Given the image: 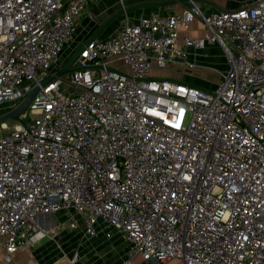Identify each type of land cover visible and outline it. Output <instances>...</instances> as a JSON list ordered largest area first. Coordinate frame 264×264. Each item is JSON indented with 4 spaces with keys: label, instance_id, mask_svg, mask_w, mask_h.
I'll return each instance as SVG.
<instances>
[{
    "label": "built area",
    "instance_id": "1",
    "mask_svg": "<svg viewBox=\"0 0 264 264\" xmlns=\"http://www.w3.org/2000/svg\"><path fill=\"white\" fill-rule=\"evenodd\" d=\"M102 1L0 0V116L39 89L12 130L0 124L6 261L65 213L89 237L120 231L123 264H264V0L126 13L112 35L78 40ZM196 19L205 35L180 37ZM209 46L229 65L213 88L153 74L195 68Z\"/></svg>",
    "mask_w": 264,
    "mask_h": 264
},
{
    "label": "rangeland",
    "instance_id": "2",
    "mask_svg": "<svg viewBox=\"0 0 264 264\" xmlns=\"http://www.w3.org/2000/svg\"><path fill=\"white\" fill-rule=\"evenodd\" d=\"M144 1L145 0H124V3L127 7L126 11L120 8L119 2L117 0L99 2L94 7L96 14L95 20H91L87 16H83L81 21H79L77 39L81 40L85 37H93V35H95L99 30L101 32L97 38L110 36L113 30L119 27L124 18L123 16H125L127 12L130 17L134 18V12L141 9L140 7H135L128 10V8L139 6L140 4H143ZM239 1L241 0H212V4L215 6L216 10H230L236 8V5H238ZM138 2L139 4H137ZM133 3L135 4L133 5ZM107 11H111V14L107 15ZM99 14L104 16H99ZM105 14L107 16H105ZM75 46L76 43H73L65 50V52L62 54L61 61L67 57L69 51L75 48ZM199 60L203 63H201ZM195 68H189L186 70L180 69L179 72L184 73L189 71L195 75L202 76L206 81L204 87L209 89L213 88L217 84V82L220 80L221 74H223L229 68V65L224 53L218 46H209L203 50L198 49V70ZM156 74L164 79L183 82L179 75H176L175 73L168 74L166 72H161ZM8 107V104L2 105L0 113ZM6 124L7 128L4 130V132H9L12 130L13 126L16 125L15 121L13 120L7 122ZM48 217L50 216H45L44 218ZM52 217L55 219V225H65V229L62 232H58V234L56 233L51 235V239L57 236L56 239H52L54 240L53 242L46 239L37 245V247L36 245L27 247L30 249V261H36L35 264H54L59 260L67 259L69 262H74V264H98L99 253H101L108 258L107 264H118L114 250L108 249L106 247V239H103V237H98L99 242L97 243L99 244L100 249L98 250L99 253L97 251L95 252L94 249L91 248V245L87 242V238L84 235L81 227L75 230L68 229L69 214H61L60 216L54 215ZM88 240L91 239L89 238ZM114 241L115 240L111 239L110 242ZM128 247H130L129 244ZM119 253L120 251H117V255H119ZM2 261H6L4 254H1L0 262ZM22 261L23 260L20 261V257L15 258L13 256L11 261H6V263L24 264V261Z\"/></svg>",
    "mask_w": 264,
    "mask_h": 264
},
{
    "label": "crops",
    "instance_id": "3",
    "mask_svg": "<svg viewBox=\"0 0 264 264\" xmlns=\"http://www.w3.org/2000/svg\"><path fill=\"white\" fill-rule=\"evenodd\" d=\"M190 1L191 0H145L143 2V4H140L139 6L130 7V8H128V10L133 9L135 7H140L141 9H139V10L134 12V18H133V19H139V18L150 16L152 14L164 13V12H168V11H171V10H182L183 8L187 7L190 4ZM195 1L197 2V4H199L201 6L203 11H205L206 13H210L212 11H217L215 9V6L212 4L213 3L212 0H195ZM134 4L135 3H133V5ZM137 4H139V2ZM144 6H147V7H144ZM106 14L107 15L111 14V11H107ZM106 14H105V16H107ZM127 14H128V12H127ZM100 15L104 16L102 14H99V16ZM117 29H118V27L113 30L111 35ZM99 31H97V32H99ZM204 35H205L204 25L198 19L194 20L191 23L190 29L188 31H185V30L182 29V31L180 32V37L190 36L192 38H202ZM192 60L197 63V66H196L195 69L198 70V50L197 49H194L193 52H192ZM200 62L203 63L202 61H200ZM179 70L180 69H177L176 66H172L168 70H165V71H154L153 74L155 76L159 77V78H162L159 75H157L156 73H161V72H166L168 74H172V73L174 74L175 73L176 75H179L180 79L183 82H185L187 84H192V85H196V86H200V87L205 88L204 85L206 84V81L204 80V78L202 76L195 75V74H193L192 72H189V71H186L184 73H180ZM200 73H201V71H200ZM61 214H65V213H60V214H57L56 216H60ZM38 223H39L40 227H42L44 229H48V230L52 229V230L56 231L57 234H58V232H62L64 230V229H58L59 226L55 225V219L52 216H50L48 218L42 217V218L39 219ZM106 231H109L111 233V237L110 238H107L105 236ZM83 233H84V231H83ZM85 236L87 238L86 239L87 242L91 245V248L94 249L95 252L96 251L98 252V250L100 249L99 244L97 243V242H99L98 237L99 238L103 237V239H106L105 240L106 247L108 249H113L114 250V253L116 255V261H117L118 264L119 263L123 264L124 260L128 257V253H129L130 247H128V243L126 242V240L124 238V235L120 231L107 230L103 226L100 229L99 236L96 237L97 239H92L93 237H89L87 235H85ZM56 238H57V236L55 238H52V239H56ZM89 238L91 240H88ZM46 239L50 240L51 242L54 241V240L51 239V236H49V237H46L45 239H43L42 241L36 243L35 244L36 247H37V245H39L41 242H43ZM111 239H113L115 241L114 242H110ZM29 251H30V249L27 248V247L21 248L14 255V257L15 258H19L20 257V261L23 260L24 264H35L36 261L32 262V261L29 260L30 257H31V255L29 254ZM117 251H120L119 255H117ZM1 254H4V253L2 251H0V258H1ZM77 258H78V256H77ZM99 260H98V264H107L108 258L104 254L99 253ZM0 264H9V263H6V261H2V262H0ZM54 264H74V262H69L67 259H62V260L57 261ZM166 264H183V262L180 261V260H177V259H171Z\"/></svg>",
    "mask_w": 264,
    "mask_h": 264
},
{
    "label": "water",
    "instance_id": "4",
    "mask_svg": "<svg viewBox=\"0 0 264 264\" xmlns=\"http://www.w3.org/2000/svg\"><path fill=\"white\" fill-rule=\"evenodd\" d=\"M194 2H196L195 0H193ZM122 13V12H120ZM100 31L97 32L93 38H96L98 35H99ZM74 60H71L68 64H66L58 73H57V76L65 73L67 71V69L73 64ZM39 89H35L34 91H32L21 103L20 105H18L15 109L7 112V113H4L0 116V124H3V123H6L8 121H12V120H17L20 116H22L31 100L33 99V97L36 95V93L38 92Z\"/></svg>",
    "mask_w": 264,
    "mask_h": 264
},
{
    "label": "bare ground",
    "instance_id": "5",
    "mask_svg": "<svg viewBox=\"0 0 264 264\" xmlns=\"http://www.w3.org/2000/svg\"><path fill=\"white\" fill-rule=\"evenodd\" d=\"M4 125H6V124H4ZM4 125H3V126H4Z\"/></svg>",
    "mask_w": 264,
    "mask_h": 264
}]
</instances>
